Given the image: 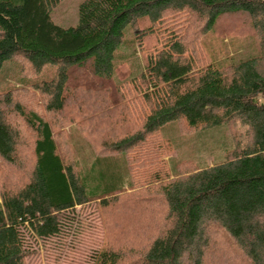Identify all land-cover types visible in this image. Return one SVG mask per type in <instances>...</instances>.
I'll return each mask as SVG.
<instances>
[{"label": "trees", "instance_id": "obj_1", "mask_svg": "<svg viewBox=\"0 0 264 264\" xmlns=\"http://www.w3.org/2000/svg\"><path fill=\"white\" fill-rule=\"evenodd\" d=\"M59 1L0 0V73L53 67L0 91V264H264V0ZM171 121L247 140L170 165Z\"/></svg>", "mask_w": 264, "mask_h": 264}, {"label": "rangeland", "instance_id": "obj_2", "mask_svg": "<svg viewBox=\"0 0 264 264\" xmlns=\"http://www.w3.org/2000/svg\"><path fill=\"white\" fill-rule=\"evenodd\" d=\"M82 0H60L50 10L52 21L61 27H71L78 23V5ZM238 19L240 17H237ZM242 20H238V29L243 31V26L240 24ZM237 51L244 52L245 49L240 43H235ZM233 50V49H232ZM231 50V51H232ZM129 49L122 48V54L129 53ZM16 60H7L4 62L0 73V91L16 84H25L31 80L45 79L52 75V68L48 66L42 69L39 73L29 72V66L19 58L15 57ZM134 62L140 64V59L134 58ZM21 65V70H20ZM6 66V67H5ZM1 69V70H2ZM23 100H26L25 96ZM9 122L20 130V122L13 117H8ZM71 145L74 153L77 157H81L83 154L78 153L86 148L90 149L89 143L85 138L83 127L81 128L78 124L71 126ZM237 135L232 134L231 129L226 125H220L213 127V129L196 133L188 134L182 131L181 126H178L177 121H171L162 126V134L164 137L169 138L175 144V150L172 154V158L169 160L170 165L175 164L179 160L191 159L199 167L208 166L214 162H220L224 158V152L234 146V142L238 141L240 145L246 143L247 137L245 134L246 128L240 124L235 125ZM68 128L66 129V133ZM24 134V133H23ZM18 139L22 147L25 146V142L29 141L28 135L24 134ZM24 150H29L25 147ZM24 159V157H22ZM94 180L89 179L88 182ZM92 183V182H91ZM126 233H131L132 229L129 227ZM37 263V262H36Z\"/></svg>", "mask_w": 264, "mask_h": 264}]
</instances>
